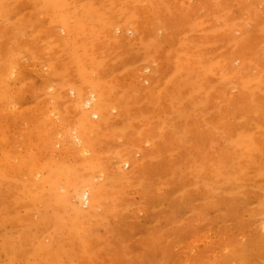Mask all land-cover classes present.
Here are the masks:
<instances>
[{"label": "rangeland", "instance_id": "1", "mask_svg": "<svg viewBox=\"0 0 264 264\" xmlns=\"http://www.w3.org/2000/svg\"><path fill=\"white\" fill-rule=\"evenodd\" d=\"M0 264H264V0H0Z\"/></svg>", "mask_w": 264, "mask_h": 264}, {"label": "bare ground", "instance_id": "2", "mask_svg": "<svg viewBox=\"0 0 264 264\" xmlns=\"http://www.w3.org/2000/svg\"><path fill=\"white\" fill-rule=\"evenodd\" d=\"M236 61V60H235ZM98 89V88H97ZM92 95V94H91ZM82 101V100H81ZM96 110H97V108H95ZM107 111V110H106ZM96 113L98 114V112L96 111ZM89 125V124H88ZM128 162V161H127ZM86 194V193H85ZM82 195H84V194H82Z\"/></svg>", "mask_w": 264, "mask_h": 264}]
</instances>
